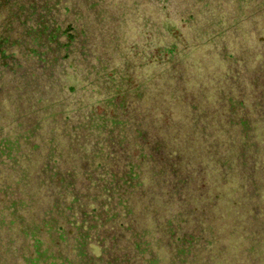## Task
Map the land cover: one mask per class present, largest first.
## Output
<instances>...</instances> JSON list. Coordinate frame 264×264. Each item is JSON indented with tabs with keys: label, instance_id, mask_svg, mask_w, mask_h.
<instances>
[{
	"label": "trees",
	"instance_id": "trees-1",
	"mask_svg": "<svg viewBox=\"0 0 264 264\" xmlns=\"http://www.w3.org/2000/svg\"><path fill=\"white\" fill-rule=\"evenodd\" d=\"M0 264H264V0H0Z\"/></svg>",
	"mask_w": 264,
	"mask_h": 264
}]
</instances>
